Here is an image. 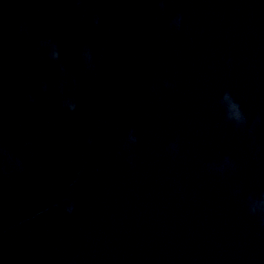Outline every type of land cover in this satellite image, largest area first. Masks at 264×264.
Wrapping results in <instances>:
<instances>
[{
	"label": "water",
	"instance_id": "water-1",
	"mask_svg": "<svg viewBox=\"0 0 264 264\" xmlns=\"http://www.w3.org/2000/svg\"><path fill=\"white\" fill-rule=\"evenodd\" d=\"M0 264H264V0H0Z\"/></svg>",
	"mask_w": 264,
	"mask_h": 264
}]
</instances>
